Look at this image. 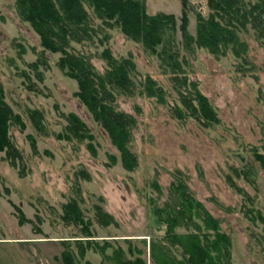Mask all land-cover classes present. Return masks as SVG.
I'll return each instance as SVG.
<instances>
[{
    "label": "rangeland",
    "instance_id": "374dc122",
    "mask_svg": "<svg viewBox=\"0 0 264 264\" xmlns=\"http://www.w3.org/2000/svg\"><path fill=\"white\" fill-rule=\"evenodd\" d=\"M258 1L242 0V4L249 8ZM190 2L189 30L196 34L197 12L208 16L211 10L208 0ZM146 3L148 13H174L181 22V0ZM88 9L91 25L97 30L95 37L72 41L70 51L89 57L99 72L107 68L101 57L106 47L117 58L132 56L137 64L133 73L137 85L151 75L167 91V103L140 92L117 94L116 107L136 117L130 148L138 166L133 171L125 169L108 133L76 96L77 80L59 67L61 53L43 47L40 35L19 14L16 0H0V87L26 125L23 129L13 121L8 129L11 142L21 153L16 164L5 150L0 151V264H60L65 247L75 252L78 264L86 260L118 264L114 256L118 247L128 259L138 257L137 249H141L148 264H154L150 242L162 239L167 227L155 214V205L172 201L171 187L179 180L188 184L220 220L222 231L232 237V264H264V222L244 212L248 207L253 215L264 216V168L255 156V151L264 154V46L256 29L248 24L239 30L248 46L242 57L231 49L220 57L201 47L183 51L188 61L186 73L198 83L220 118L218 124L205 127L193 117L179 120L173 115V105L181 101L159 56L128 38L119 26H106ZM177 36L181 40L180 31ZM43 50L48 66L41 67L44 80L40 81L29 63ZM25 69L41 92L27 87L22 76ZM29 109L42 111L45 132L34 126ZM63 112H75L88 125L96 155L89 149V140L58 136L67 125ZM29 134L36 138L38 153ZM113 154L118 157L116 164H110ZM82 170L89 173V179L80 174ZM72 199L79 201L90 224L64 220L63 205ZM96 205L112 214L116 223L102 225ZM177 231L186 229L178 227ZM81 239L98 244L83 259H79L77 247ZM105 242L111 245L106 255L100 252ZM174 251L179 255L178 249Z\"/></svg>",
    "mask_w": 264,
    "mask_h": 264
},
{
    "label": "trees",
    "instance_id": "16d2710c",
    "mask_svg": "<svg viewBox=\"0 0 264 264\" xmlns=\"http://www.w3.org/2000/svg\"><path fill=\"white\" fill-rule=\"evenodd\" d=\"M17 9L22 19L30 22L33 29L40 35L42 45L51 52H60L58 65L68 76L78 82L79 97L94 118L108 133L111 142L120 152L122 166L130 171L138 166V158L130 148L132 129L136 125V117L132 113L119 110L116 107L118 93L131 96L140 92L154 97L160 103H167V91L151 75H147L137 85L133 73L137 64L132 56L117 58L109 47L102 53L107 61V68L99 72L91 59L84 54L70 51L72 41L92 40L97 30L91 25L92 16L88 7L95 15L110 27L119 26L130 39L141 42L144 47L155 53L161 59L162 65L170 72L173 87L179 95L180 104L173 105V115L179 120L193 117L203 126L211 127L220 122L217 109L204 95L198 83L192 81L184 65L188 63L183 51L194 52L197 48H205L216 57L226 55L231 49L237 56L247 53V43L242 40L239 30L252 24L257 37L264 46V0L251 4L248 8L242 0H208L211 10L208 16L197 12L196 34L189 30L190 0H181V22L174 13L158 12L150 14L147 11L146 0H16ZM178 31L181 40L178 39ZM108 38V36L106 37ZM24 51L25 48L22 47ZM182 57V58H181ZM181 58V60H180ZM42 66H48L45 50L41 51L37 60L29 63L30 70L40 81L44 80ZM27 87L41 92L33 80L32 73L27 69L22 71ZM34 126L45 132L44 116L39 109H29ZM67 125L65 131L59 133L60 138H76L89 140V149L96 155L93 144L94 135L88 125L75 112L62 113ZM19 122L26 127L19 113L5 100V93L0 87V151H6L7 158L13 164L21 157L19 149L8 135L11 122ZM32 148L38 153L36 138L29 134ZM256 158L264 168V154L255 151ZM111 163L118 162L117 155H110ZM237 171V170H236ZM84 178L90 175L82 170ZM230 179V178H229ZM231 184L238 187L232 180ZM159 189V186L156 185ZM172 201L165 205H155V214L166 224V234L162 239L154 238L150 242V255L154 264H232V237L222 231L220 220L215 217L205 204L190 191L188 184L179 180L172 184ZM98 221L109 226L116 223L112 214L106 212L101 205L95 206ZM244 212L253 219L260 218L261 213L253 215L252 208ZM22 214V221L24 214ZM63 218L67 223L90 224L85 220V214L79 201L72 199L63 205ZM183 227L186 232H178ZM90 234V231H87ZM98 246L92 239L77 240L79 259L86 257L87 250ZM110 243L100 246V252L106 255ZM178 249L179 255L174 251ZM133 251V250H132ZM139 254L135 259L124 257L122 247H118L114 256L118 264H148L142 257L144 251L137 249ZM60 264H78L77 255L65 247ZM85 264H94L86 260Z\"/></svg>",
    "mask_w": 264,
    "mask_h": 264
}]
</instances>
